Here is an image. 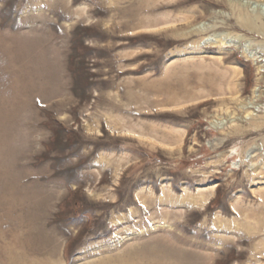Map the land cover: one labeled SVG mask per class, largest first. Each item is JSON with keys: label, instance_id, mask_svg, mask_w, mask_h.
Here are the masks:
<instances>
[{"label": "rangeland", "instance_id": "374dc122", "mask_svg": "<svg viewBox=\"0 0 264 264\" xmlns=\"http://www.w3.org/2000/svg\"><path fill=\"white\" fill-rule=\"evenodd\" d=\"M19 259L264 264V0H0Z\"/></svg>", "mask_w": 264, "mask_h": 264}, {"label": "bare ground", "instance_id": "6f19581e", "mask_svg": "<svg viewBox=\"0 0 264 264\" xmlns=\"http://www.w3.org/2000/svg\"><path fill=\"white\" fill-rule=\"evenodd\" d=\"M62 2H65L64 4L63 3H61V4H63V6H62V9L61 10H58V9H54V10H51V14H54V15H57V14H59L60 13V11H62L63 13H64V15H65V17H69L70 15H69V10H68V8H67V2L66 1H62ZM56 7V6H55ZM61 14V13H60ZM61 15H63V14H61ZM244 19V18H243ZM248 20V19H247ZM250 22V21H249ZM246 23H247V21H246ZM248 24V23H247ZM148 27V26H147ZM139 136L140 137H144V135H141V134H139ZM155 226V225H154ZM157 227V226H156ZM138 254V253H137ZM136 254V255H137ZM149 254V253H148ZM133 255V254H132ZM150 257V256H149ZM140 261V260H139ZM111 262V261H110ZM132 262V261H131ZM130 262V264H132ZM134 262L135 261H133V264H134ZM20 263V259L19 260H17V262H16V264H19ZM126 264V263H125ZM149 264V263H148Z\"/></svg>", "mask_w": 264, "mask_h": 264}]
</instances>
